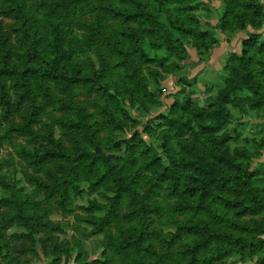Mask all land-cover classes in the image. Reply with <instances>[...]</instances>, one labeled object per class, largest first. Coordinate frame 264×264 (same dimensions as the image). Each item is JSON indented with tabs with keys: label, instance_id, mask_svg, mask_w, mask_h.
Listing matches in <instances>:
<instances>
[{
	"label": "trees",
	"instance_id": "obj_1",
	"mask_svg": "<svg viewBox=\"0 0 264 264\" xmlns=\"http://www.w3.org/2000/svg\"><path fill=\"white\" fill-rule=\"evenodd\" d=\"M196 1L0 0V148L24 140L13 147L14 161L8 160L31 189H19L17 170L0 161V189L7 195L0 209L8 211L0 216V253L10 248L4 241L12 225L26 232L16 239L28 242L41 231L50 238L62 234L47 215L71 214V200L82 196L85 183L90 195L107 193L99 194L105 204L91 200L81 207L73 230L84 239L102 236L115 264H166L174 257L185 264H225L233 256L264 264L262 152L255 157L244 148L231 153L225 132L230 105L241 122L249 111L264 108L259 34L249 33L225 73L207 86L215 96L199 104L192 92L179 90L178 99L154 119L160 146L150 143L153 128L128 116L129 132L112 144L121 155L111 154L96 120L90 121L91 107L106 125L119 129L120 101L127 99L132 107L158 104L144 71L151 76V67L179 60L186 39L207 52L219 44L214 33L199 30ZM226 5L232 14L220 18L221 32L228 19L243 29L246 10L253 16L264 10L258 0H226ZM107 18L118 22L111 30L114 40L106 32ZM95 47L117 62L99 57L100 69L85 66L81 57ZM72 242L79 245L74 237Z\"/></svg>",
	"mask_w": 264,
	"mask_h": 264
},
{
	"label": "rangeland",
	"instance_id": "obj_2",
	"mask_svg": "<svg viewBox=\"0 0 264 264\" xmlns=\"http://www.w3.org/2000/svg\"><path fill=\"white\" fill-rule=\"evenodd\" d=\"M258 1L263 2L264 6V0ZM240 3L241 1L239 2V6L235 4V15L238 12L237 8H239V11L241 10ZM90 4H98V0H90ZM230 8V6L226 5V0H197L196 3H194L193 14L199 23V30L201 32L214 33L220 42L214 49L207 52L205 49H197L191 40L186 39L180 43L181 49L178 50L179 60L175 61V63L173 61V63L163 68L151 67L152 70H154L151 76L144 71L149 88L157 96L156 102H158V104H147L144 107L135 105L132 107L128 104L127 99L120 101V112H124V115H116V119L121 122L119 129L112 124L106 125L107 120L105 118L95 116V110L91 107L88 108V112L91 114L90 121L96 120V125L94 127L101 129V134L99 135L100 140L111 144L107 150L109 153L121 155V152L116 150L112 144L114 141L118 142L122 140V136L125 132H129L131 123L128 116L130 118L136 117L141 126L145 125L148 128H153L154 131L152 130L153 132H151L150 143H153L155 146H160L162 142L159 141L158 136L154 134L157 127L156 124L159 122L154 119L163 112L174 99H178L177 94L179 90L183 89L187 92H192V94L195 95L196 101L202 104L206 101L207 96H215L214 92L206 91L209 87L208 85L217 81L225 73V65L228 63L231 56L240 54V48H237V45L240 47L242 41L247 38L249 33L259 34L261 39L264 40V10L258 16H253L250 13L251 11L246 10L245 13L248 12L245 17L247 22L243 29L238 28L237 22H232L228 19L225 31L221 32L220 29H218V23L220 18L225 14H232ZM87 17L86 15L85 18ZM234 20L238 21L237 18ZM10 22L11 21L6 20L3 23L10 24ZM104 24L106 25V32L111 34V38L114 40L111 30L118 22L116 23V21L107 18ZM223 51L224 54L221 53ZM235 52L237 54H235ZM85 55L86 58H84V56L81 57L83 64H85V66L92 64L97 70L100 69L99 57L108 64L117 62V60L109 55L103 48L95 47L85 53ZM116 71L119 72V69ZM83 101L86 102L85 99H83ZM229 109L231 119L225 128V132H227L230 137L227 148L231 153L234 152V150L244 148L254 157L262 152L261 160H264V108L257 111H249L247 120L243 122L240 121L242 117L236 108L230 105ZM51 114L54 116L57 115L53 112ZM45 120V117L41 118V121ZM102 123L104 127H101ZM158 132L159 131H157V135L159 134ZM55 137L58 139L59 133H55ZM18 144H24V140H15L13 142V147H16ZM64 144L65 148L71 150L70 144L66 142ZM13 147L4 145L0 148V161L7 163V170H17V179L19 182L21 181L18 188L22 189L24 192H29L31 190L30 186L23 180L21 169L13 162L15 158ZM9 158H12L13 161L8 160ZM49 170L51 172L54 171L51 167ZM81 188L83 191L82 196H80L79 199L72 198L71 200V214L64 216L59 210H56L47 215V218L53 224H58L59 228L62 230L61 232H63L62 234L56 233L53 238H50L49 233L41 231L36 235L34 242H28L22 238L16 239V236H23L26 234L23 229L15 225L7 229L4 242H9L10 248L1 251L0 264H12L10 263L11 258H17L18 264H84L91 261L98 264L117 263V258L104 248L102 236H93L84 239L73 230L75 224L74 215L82 214L80 208L86 207L91 200H96L99 203L105 204V200L101 198L99 194L107 196V193L102 190L98 191V195H90L88 193V186L85 183L82 184ZM3 197L6 198L7 195L0 189V199ZM41 200V197L38 198L39 202ZM7 212L6 209H0V216L6 215ZM161 230L164 233H174V228L172 227H162ZM73 237L79 241L78 246L73 244ZM54 239H57L58 242L54 243ZM64 241L68 242V244H64ZM22 249L29 251L25 254H20L19 251ZM174 259L175 261H179L178 264H185L177 259V257L170 258L166 264H175ZM224 262L225 264H256V259L241 261L238 257L233 256L226 259Z\"/></svg>",
	"mask_w": 264,
	"mask_h": 264
},
{
	"label": "crops",
	"instance_id": "obj_3",
	"mask_svg": "<svg viewBox=\"0 0 264 264\" xmlns=\"http://www.w3.org/2000/svg\"><path fill=\"white\" fill-rule=\"evenodd\" d=\"M237 48H240V49H241V45H240V47H239V45H237ZM221 53L224 54V51L221 52ZM227 53H228V52H227ZM222 54H221V55H222ZM225 54H226V53H225ZM235 54H237V53L235 52ZM221 55H220V56H221Z\"/></svg>",
	"mask_w": 264,
	"mask_h": 264
}]
</instances>
